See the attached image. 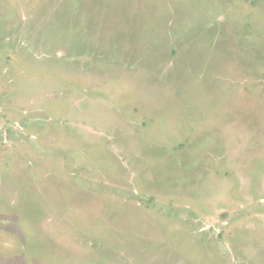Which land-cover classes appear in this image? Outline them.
<instances>
[{
    "label": "rangeland",
    "instance_id": "rangeland-1",
    "mask_svg": "<svg viewBox=\"0 0 264 264\" xmlns=\"http://www.w3.org/2000/svg\"><path fill=\"white\" fill-rule=\"evenodd\" d=\"M0 264H264V0H0Z\"/></svg>",
    "mask_w": 264,
    "mask_h": 264
}]
</instances>
